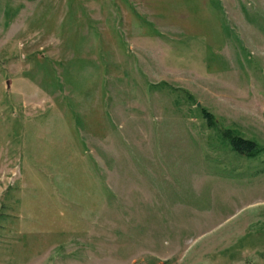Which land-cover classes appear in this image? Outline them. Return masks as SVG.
I'll return each mask as SVG.
<instances>
[{"label":"rangeland","instance_id":"obj_1","mask_svg":"<svg viewBox=\"0 0 264 264\" xmlns=\"http://www.w3.org/2000/svg\"><path fill=\"white\" fill-rule=\"evenodd\" d=\"M0 264H264V0H0Z\"/></svg>","mask_w":264,"mask_h":264},{"label":"trees","instance_id":"obj_2","mask_svg":"<svg viewBox=\"0 0 264 264\" xmlns=\"http://www.w3.org/2000/svg\"><path fill=\"white\" fill-rule=\"evenodd\" d=\"M243 143H248L249 146L250 145H254L255 143H253L252 141H248V140H245L243 138H237L234 140V145L236 148H239L241 151H244V147H246L247 145H244V147H241L243 145Z\"/></svg>","mask_w":264,"mask_h":264}]
</instances>
